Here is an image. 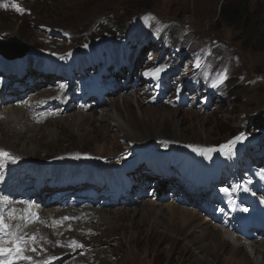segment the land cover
I'll list each match as a JSON object with an SVG mask.
<instances>
[{
  "label": "bare ground",
  "instance_id": "1",
  "mask_svg": "<svg viewBox=\"0 0 264 264\" xmlns=\"http://www.w3.org/2000/svg\"><path fill=\"white\" fill-rule=\"evenodd\" d=\"M58 1L0 0L1 18L26 24L35 19L32 29L38 33L33 34V39L38 40V48L32 50L29 47L32 51H29L27 59H19L26 66L18 68V63H13L11 66L14 68L2 69L8 70L5 72L10 82L0 87V126L5 127L6 134L10 131L14 135L12 141H17L19 136L30 137V134L38 132L46 124L63 122L69 118L68 114L73 113L77 115L73 117L76 120L74 123L78 122L77 119L87 117L85 123L89 126L103 117L94 118L87 114L94 112L101 116L118 99L125 108L137 102L148 108L158 105L149 93L155 78L150 77L147 82L139 78L125 80L123 71L126 62L114 60L120 43L109 42L97 48H90L89 45L71 48L66 41L71 39L70 35L68 38L50 26H35L39 18L33 9L54 8ZM62 1L65 0H61V4ZM13 4L19 8L26 7L27 11L18 12L12 7ZM49 36L57 39L52 40ZM56 45L58 48L66 45L70 49L56 51L52 49ZM141 52L140 48L136 60ZM0 66H3L1 58ZM96 66L102 71L94 80L90 74ZM66 70H73L77 76L73 82H83L80 87L74 88L73 84L68 88L52 87L51 81L61 76L60 71ZM121 77L124 80L121 81ZM184 102L186 99L183 97L179 103H163L172 109H182L181 104ZM188 107L193 111L196 109L194 103ZM157 108V112L164 110L162 107ZM111 121L112 125L118 123L117 134L125 137L121 139L125 140L126 148H122V142L118 141L119 145L113 152L111 144L104 140L95 147L91 156L59 155L46 159L53 155L43 153L42 160L31 161V158L15 153L10 147V150L0 147L16 158L15 162L0 161V194L7 202L5 219L9 231L35 237V242H29V250L23 253L31 259L15 261L14 264H112L111 257L108 262H100L99 256L106 258L105 251L110 250L109 244H112L109 243L112 236L102 232L101 223L109 227L112 224L100 216L104 209L118 212L119 215L132 211L136 205L130 203L129 194L138 198V204L145 208L141 211V216L145 215L144 220L136 224L151 222L149 234L154 237L153 241L177 245L179 252L187 251L196 264H212L209 260L212 256L218 264H264V202L256 200L253 192L245 191L242 199L246 198L247 204H241L238 200L241 190L237 186L239 180L234 163L239 142L224 148L222 146L229 143L208 147L215 150L206 154L193 151L198 148L197 145L189 149L185 148L187 145L174 146L173 143H164L162 137L153 142L149 135L138 140L149 142L145 145L136 143L134 133L128 134L119 121ZM176 127L175 122L170 121L167 130L161 134L164 137L171 130L174 133L171 141L175 144L181 138ZM46 144L53 146L50 142ZM255 153L264 156V147ZM91 163L95 166H90ZM42 175L45 176L44 184L30 185L31 180L39 179ZM85 178H88L87 184L93 185L102 200L44 203V197L53 188L61 187L71 192L76 187H82L83 183L79 180ZM153 181L157 184V194L152 200H146L145 188ZM174 189L184 193L181 200L177 199ZM223 189H228L231 195H226ZM30 195L37 199V207L14 204V201H18L16 196L23 198ZM12 209L15 210L16 219L7 216ZM230 214L233 215L232 221L227 218ZM138 215L132 216L136 218ZM205 216H209V219H205ZM25 217L31 219L25 223ZM28 223L30 226H26ZM158 226L162 227L161 232L157 231ZM109 227L106 232H109ZM250 231L256 233L258 238L250 236ZM187 238L191 239L190 244L195 249L183 244V239ZM94 239L95 242H92ZM72 241L82 247H69ZM101 242L105 244L100 245ZM33 248L35 251L31 250ZM27 252L31 253L26 255ZM198 254L202 256L201 259Z\"/></svg>",
  "mask_w": 264,
  "mask_h": 264
},
{
  "label": "rangeland",
  "instance_id": "2",
  "mask_svg": "<svg viewBox=\"0 0 264 264\" xmlns=\"http://www.w3.org/2000/svg\"><path fill=\"white\" fill-rule=\"evenodd\" d=\"M233 1L245 5L249 12H254L261 25L259 27H262L257 36L249 35L243 22L232 27L220 19L222 5ZM26 11L27 8L24 7V12ZM33 13L39 18L35 26H50L62 34L70 35L71 39L68 36L66 41L71 48L84 45L97 48L109 42L120 43L114 60L126 62L123 71L125 80L139 78L147 82L150 77L155 78L149 93L158 105L148 108L141 107L137 102L138 104L134 103L130 108L126 105L125 108L118 99L115 107H108L101 116L94 112L87 114L94 118L103 117L99 122L88 126L85 123L87 117H83L74 123L76 120L73 117L77 115L68 114L69 118L65 121L46 124L38 132L30 134V137L19 136L17 141H12L14 135L10 131L6 134L5 127L0 126V147L11 148L23 157L31 158V161L42 160L43 153L53 155L46 159L59 155L91 156L95 147L104 140L111 144L114 152L119 145L118 141L122 142V148H126L127 144L121 139L125 137L117 134L119 125L116 122L112 125V119L119 121L128 134L134 133L136 143L145 145L149 142L138 140L149 135L153 142L160 137L166 139H163L164 143H173L174 146L187 145L185 148L189 149L197 145V149L207 150L208 147H217L221 143L230 144L236 137L242 136L234 163L239 180L237 186L241 190L238 200L241 204H247L246 198L242 199L245 191L253 192L256 200L264 202V179L261 178L264 173V156L255 153L264 147V140L257 142L264 139V131L254 130L259 119H264V0H65L62 4L59 0L54 8H34ZM34 22L35 19L27 24L12 22L0 17V39L16 37L28 47V52L21 60H26L29 51L38 48V40L33 39V34L37 33L32 29ZM49 37L57 39L55 36ZM99 39L105 41L95 45L94 42ZM58 40L64 44L62 40ZM140 48L142 52L136 60ZM52 49L67 51L70 48L66 45L58 48L56 45ZM15 60L4 59L3 66L0 67L12 69L13 63H18V68L26 66V63H22L23 60ZM154 69H161V72L154 75ZM17 70L19 69L15 71ZM101 71L96 66L90 74L92 79L95 80ZM60 72L61 76L51 81L52 87L68 88L73 84L77 88L82 85L83 82L79 80L73 82L77 77L73 70ZM124 78L121 77V81ZM9 82L7 73L0 71V87L7 86ZM183 97L186 102L181 104L182 109H172L163 103H179ZM193 103L196 106L194 111L188 107ZM157 107H162L163 112H157ZM170 121L175 122L177 133L181 134L180 141L176 144L171 141L174 136L171 130L166 132V136L161 135L169 127ZM46 142L53 146H48ZM22 145L28 147L24 148ZM90 166L95 164L91 163ZM44 178L42 175L39 179H33L30 185L44 184ZM92 179L93 176L90 177ZM79 181L83 183L82 187H76L71 192L61 187L53 188L44 197V203L51 204L52 201L59 200L68 203L102 200L93 185L87 184L88 178ZM156 185V181H153L146 186V200L157 194ZM0 197L5 198L2 194ZM182 197L179 196L180 199ZM15 198L18 201H14V204L37 207V199L32 195ZM131 198L137 199L134 196ZM132 203L136 207L123 215L103 208L100 217L112 226L101 223V230L112 236L109 241L112 244H109L110 250L105 251L106 258L99 256L100 262H108L111 257L112 264H196L187 251L179 252L177 245L169 246L167 243L161 244V241H153L154 237L149 234L151 222L136 224L145 218V215L141 216L144 206L136 201ZM227 218L232 221L233 215H227ZM108 227L110 230L106 232ZM157 231L161 232L162 227L158 226ZM190 242L189 238L183 239L186 247L193 248ZM246 250L249 251V248ZM196 252L198 253L197 250ZM30 253L27 252L26 255ZM198 255L201 259L202 256ZM209 260L212 264H218L214 256Z\"/></svg>",
  "mask_w": 264,
  "mask_h": 264
},
{
  "label": "snow or ice",
  "instance_id": "3",
  "mask_svg": "<svg viewBox=\"0 0 264 264\" xmlns=\"http://www.w3.org/2000/svg\"><path fill=\"white\" fill-rule=\"evenodd\" d=\"M7 7V5H4ZM13 8H15L18 12H23L24 10L22 8H19L17 5L13 4ZM161 71V69H154L153 74L158 75V73ZM220 79H223L221 77ZM215 87V85H212ZM242 139V136L236 137L235 140L231 141L229 145L222 146L224 147H230L231 145H234L235 143L239 142ZM215 149H193V151L200 152L202 154H206L207 152L214 151ZM10 160L12 162H15L16 158L11 156L9 153L5 152L4 150L0 149V161ZM261 178L264 179V173L261 174ZM226 195L230 196L231 193H229L228 189L222 190ZM5 205H6V199L3 197H0V257H3L4 259H0V264H14L15 261L19 260H30V257H26L23 255V253L27 250V245L29 242L34 243L35 237H26L19 235L16 231H9V225L5 221ZM7 216L9 219H16L15 210L12 209L7 213ZM31 219V217H25V223H27ZM68 219V218H65ZM10 245V246H6ZM69 247L77 248L82 247V245L77 244L75 241H72L69 245ZM32 251H35V249H31Z\"/></svg>",
  "mask_w": 264,
  "mask_h": 264
},
{
  "label": "trees",
  "instance_id": "4",
  "mask_svg": "<svg viewBox=\"0 0 264 264\" xmlns=\"http://www.w3.org/2000/svg\"><path fill=\"white\" fill-rule=\"evenodd\" d=\"M219 17L223 23L232 27L243 22L244 27H247L248 33L251 36H257L259 29H262V27H259L260 24H258V18L255 16L254 12H249L245 5L236 1L224 3L220 8ZM254 130L264 131L263 118L259 119V122L254 125Z\"/></svg>",
  "mask_w": 264,
  "mask_h": 264
},
{
  "label": "water",
  "instance_id": "5",
  "mask_svg": "<svg viewBox=\"0 0 264 264\" xmlns=\"http://www.w3.org/2000/svg\"><path fill=\"white\" fill-rule=\"evenodd\" d=\"M105 39H99L94 42L98 45ZM28 51V47L16 37H10L7 40H0V55L5 59L22 58Z\"/></svg>",
  "mask_w": 264,
  "mask_h": 264
}]
</instances>
